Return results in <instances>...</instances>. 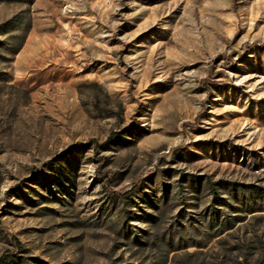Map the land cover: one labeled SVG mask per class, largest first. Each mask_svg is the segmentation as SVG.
Returning a JSON list of instances; mask_svg holds the SVG:
<instances>
[{"label":"rangeland","instance_id":"374dc122","mask_svg":"<svg viewBox=\"0 0 264 264\" xmlns=\"http://www.w3.org/2000/svg\"><path fill=\"white\" fill-rule=\"evenodd\" d=\"M5 38L7 264H264V0H0Z\"/></svg>","mask_w":264,"mask_h":264},{"label":"trees","instance_id":"16d2710c","mask_svg":"<svg viewBox=\"0 0 264 264\" xmlns=\"http://www.w3.org/2000/svg\"><path fill=\"white\" fill-rule=\"evenodd\" d=\"M10 38H11V39H15L16 36H10ZM10 38H5L4 40L0 41V45H1L2 47L5 46V49H7L6 51H8L11 55H15V54L19 51V49H20V45H21L22 41L19 43V45H17V47H16L15 49H13V50H8L9 47H7V46L9 45L8 40H9ZM1 49H2V48H1ZM97 163H99V165L102 166L103 163H104V161H103V159H99V160H97ZM100 176H101V177H100L99 179H101L102 177H106V175H104V174H100ZM105 181H106V183H109V182H110L109 179H106ZM212 193L214 194V201H217L218 198H217V196H216V193H215V192H212ZM8 260H9L8 255H3L2 257H0V264H7V261H8Z\"/></svg>","mask_w":264,"mask_h":264}]
</instances>
